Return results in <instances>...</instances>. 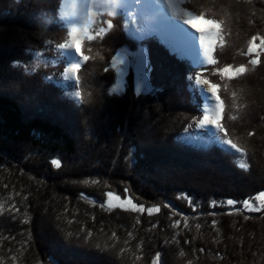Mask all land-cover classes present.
<instances>
[{
	"label": "trees",
	"instance_id": "1",
	"mask_svg": "<svg viewBox=\"0 0 264 264\" xmlns=\"http://www.w3.org/2000/svg\"><path fill=\"white\" fill-rule=\"evenodd\" d=\"M216 3L211 12L225 21L220 26L224 44L218 43L213 53L217 65L191 63L170 50L159 33L134 41L129 35L134 28L125 30L120 20L102 39L85 40L84 54L96 58L82 63V98L77 100L74 81L60 76L65 58L53 46L67 38L62 31L65 22L45 24L41 18L58 8V0H0L3 264H12V256L16 264H89V260L90 264H151L156 253L159 264H264V208L248 212L242 204L264 191V53L255 68L247 64L248 56L240 54L247 51L252 35H264V0L227 9L219 5L229 0ZM202 5L206 10L210 7L207 0H194L196 11ZM138 46L146 49L149 90L136 91L130 68L125 89L111 92L116 80L112 57L122 47L133 51ZM241 63L248 71L229 82L212 73L214 67ZM198 72L213 83L227 85L219 91L226 105L222 123L246 149L244 156L213 144L210 129L190 126L192 117L201 114L197 110L201 99L190 89L188 76ZM228 114L236 119H228ZM249 131L253 136L247 135ZM52 159L60 161L59 168ZM245 163L247 170L240 167ZM107 191L146 208L159 206L160 212L149 216L146 211L102 208ZM181 194L192 200L195 212L186 200L177 199ZM228 199L237 203L222 204ZM212 201L215 207L210 206ZM12 203L16 211L10 209ZM165 203L171 212L163 207ZM178 219L181 226L170 227ZM88 231L92 236L86 239ZM113 231L115 246L110 239ZM120 248L126 251L121 253Z\"/></svg>",
	"mask_w": 264,
	"mask_h": 264
},
{
	"label": "snow or ice",
	"instance_id": "2",
	"mask_svg": "<svg viewBox=\"0 0 264 264\" xmlns=\"http://www.w3.org/2000/svg\"><path fill=\"white\" fill-rule=\"evenodd\" d=\"M210 7L205 9L202 5L199 11H196L193 7L194 0H155V3L142 2V0H135V5L137 6L134 10H130L132 5L128 3V0H58V8L52 14H45L42 16V20L45 24L49 22H57V20L66 21V24L62 27V31L66 32L67 38L62 40V42L54 43V48L58 52L59 56L65 58V63L60 76L65 81H74L75 91L74 96L77 100H81L82 93L80 89V77L79 72L82 67L83 62H87L90 59H95L96 57H90L84 54L82 48L85 40L94 41L97 38H103L107 33L114 29L116 25L120 23V20L124 21L125 30L129 26L134 28L133 32H129L130 37L134 41H142L148 36L153 35L161 26L166 27L169 30L170 35L165 40L168 44L170 50L176 52L177 54L189 55L192 57L193 61L198 65L203 66L204 64L217 65V60L213 58V53L217 44H224V35L222 34L221 25L224 24L223 18H218L214 16L211 12V8L217 7L216 0H207ZM252 0H229L227 4H221L219 7L222 9H227L231 5H241V4H251ZM67 8L68 11H62ZM254 15V13H253ZM119 17L117 20L112 18ZM207 19L210 24L216 25L217 27L209 29H200L193 24L195 19ZM180 23H177V22ZM182 25H186L188 29L193 31H188ZM199 41V50L196 48V41ZM258 41V43H257ZM48 44L52 45L51 40L47 41ZM91 49H89L90 51ZM260 53H264V35L256 34L252 35L251 39L247 44V51H241V55L248 56L247 64L255 68L260 63ZM200 57L203 59L201 60ZM103 59V57H100ZM117 63H123L122 60H118V57H112L111 67L116 68ZM34 71L35 68L33 67ZM109 69L106 67L104 71L107 72ZM248 68L245 64L241 63L237 66L232 64H226L223 67H214L212 73L214 75H219L221 80H233L238 77H242ZM188 81L190 82V89L196 93L199 92L203 97L205 103L203 108L198 107V111L201 112L199 116L192 117V123L190 126H194L200 129H210L211 135L210 140L213 144L219 146V148L225 152L240 154L244 156L246 154V149L238 144L233 138L230 137L229 132L226 130L222 119L226 114V105L224 100H222L219 95L221 87L227 88L226 84L213 83L203 76L202 73H196L195 76H188ZM206 86V88L204 87ZM207 93V95H205ZM235 97V93L232 94ZM208 101H211L209 103ZM235 106V102H234ZM243 107V105H240ZM230 120H235L236 117L228 114L227 116ZM264 119V118H262ZM253 132L249 131L247 135L249 137L253 136ZM51 164L55 167H60V161L58 159H52ZM242 169L247 170L248 164H241ZM87 183V181H85ZM92 183H97L93 180ZM126 191V190H125ZM19 195V193H17ZM107 197L106 201L100 202V206L103 208L105 204L108 208H122L125 210H130L133 213L143 214L145 211L149 216L153 213H159V206L145 207L143 204L134 203L127 196L124 197L121 203H113V201H121V196L114 194L111 191L105 192ZM177 199H184L188 202L189 206L193 207V212H195V207L192 204V200L181 194ZM237 202L233 199H228L222 202V204H227L228 206H234ZM244 209L248 212H260L264 208V191L258 192L255 197L250 199H245L242 201ZM210 206L215 207L216 202L212 201ZM2 207V205H0ZM164 208L169 209L171 212V207L169 204L165 203ZM12 211H16V205H10ZM174 215L179 216L180 213L175 212ZM208 215H215L214 213H208ZM245 220L249 219L248 216L244 217ZM71 222V221H70ZM140 221L137 220L136 224ZM182 220H174L171 222L170 227L179 228L181 226ZM212 227L215 228L216 221L211 222ZM183 226L188 227L186 220H183ZM152 228L156 227V224H152ZM196 227L199 229L200 225L197 224ZM81 231H84L81 228ZM129 239L133 237V232L129 231L127 233ZM92 236V232L88 231L86 239ZM110 239L113 241L115 246L117 242L116 232L111 233ZM175 239V237H173ZM167 242V241H166ZM125 244L129 243V240L124 241ZM184 243H188L187 240ZM99 246V245H97ZM136 250L140 251V245L137 244ZM126 249L120 248V252H125ZM203 251V249H201ZM181 256L184 255L183 252L180 253ZM160 253L151 259V264H159ZM12 264H16V257H10ZM141 257L136 256V260H140ZM0 264L3 261L0 260ZM37 264H40L38 261ZM191 264V261H189Z\"/></svg>",
	"mask_w": 264,
	"mask_h": 264
},
{
	"label": "rangeland",
	"instance_id": "3",
	"mask_svg": "<svg viewBox=\"0 0 264 264\" xmlns=\"http://www.w3.org/2000/svg\"><path fill=\"white\" fill-rule=\"evenodd\" d=\"M129 1H130V5H132V8L130 10H134L137 7L135 5V0H129ZM142 2H145V0H142ZM146 2L155 3V0H146ZM67 11H68V9L64 8V12H67ZM177 23H180V22L178 21ZM193 24L197 28H200V29H209V28L216 27V25L210 24L208 22V20H205V19H195V20H193ZM182 27H184L185 29H187L190 32L193 31L192 29H188L186 25H182ZM157 32H161V33L167 32V34L163 33L164 35H166L167 38L170 35L169 30L164 26H161V28H159L157 30ZM196 48L198 51L199 50L198 39L196 41ZM114 57H118V60H122L123 63H117V67L115 68L116 80L113 83L112 87L110 88L111 92L121 93L125 89L124 86H125L126 78L128 76V72H129L130 68L132 69L133 74H134V83H135L136 91H144V90L148 91L149 90V86H148V82H147V56H146V49L144 46H138V49H134L133 51L129 50L126 47H122L119 49V51L116 53V55ZM200 73H202V72H200ZM229 81L230 80H227V82H229ZM204 87L206 88V86H204ZM205 95H207V93H205ZM208 102L211 103V101H208ZM204 103H205V101H204ZM123 199H124V197H121V201H113V203H117V204L121 203L123 201ZM106 200H107V198H106ZM104 208L109 209V210H113V209H116L119 207L110 209L105 204ZM88 262H89V264L93 263L92 260H89Z\"/></svg>",
	"mask_w": 264,
	"mask_h": 264
},
{
	"label": "bare ground",
	"instance_id": "4",
	"mask_svg": "<svg viewBox=\"0 0 264 264\" xmlns=\"http://www.w3.org/2000/svg\"><path fill=\"white\" fill-rule=\"evenodd\" d=\"M32 1V0H31ZM36 1V0H35ZM38 4L40 3L39 1L37 2ZM40 6H42L41 5V3L39 4ZM39 5H38V7H39ZM36 9V8H35ZM34 10V9H33ZM38 10V9H37ZM31 14H33V13H31ZM250 37V36H249ZM248 37V38H249ZM36 45V44H35ZM246 47V46H245ZM243 50V49H242ZM42 51V50H41ZM154 55V54H153ZM191 57V56H190ZM150 63V62H149ZM153 63V62H152ZM15 69V68H14ZM15 71V70H14ZM245 77V76H244ZM243 77V78H244ZM241 78H239V80H240ZM33 80V79H32ZM42 86V85H41ZM42 90V89H41ZM118 94V93H117ZM135 103V102H134ZM71 108V107H70ZM89 111V110H88ZM77 114V113H76ZM136 115V114H135ZM81 127V126H80ZM85 128V127H84ZM152 128V127H151ZM166 129V128H165ZM85 130V129H84ZM154 130V129H153ZM149 131V130H148ZM162 131V130H161ZM154 134V133H153ZM149 136V135H148ZM83 139V138H82ZM81 144V143H80ZM79 144V145H80ZM81 146V145H80ZM90 146V145H89ZM86 148V147H85ZM91 149V148H90ZM79 152V151H78ZM88 152V151H87ZM25 155V154H24ZM79 156V155H78ZM25 158V157H24ZM69 158V157H68ZM127 158V157H126ZM12 160V159H11ZM68 160V159H67ZM127 161V160H126ZM70 162V161H69ZM122 162V161H121ZM77 163V162H76ZM123 165V164H122ZM125 166V165H124ZM107 168V167H106ZM118 171V170H117ZM123 171H124V169H123ZM108 173V172H107ZM117 173V172H116ZM58 177V176H57ZM102 179V178H101ZM113 179V178H112ZM58 180V179H57ZM64 180V179H63ZM66 180V179H65ZM51 181V180H50ZM57 182V181H56ZM65 182V181H64ZM118 183V182H117ZM82 184V183H81ZM69 185V184H68ZM83 185V184H82ZM104 185V184H103ZM110 185V184H109ZM54 186V185H53ZM116 186V185H115ZM62 187V186H61ZM91 187V186H90ZM94 187V186H93ZM114 187V186H113ZM53 188V187H52ZM76 188V187H75ZM105 188V187H104ZM107 188V187H106ZM117 188V187H116ZM39 189V188H38ZM44 189V188H43ZM58 189V188H57ZM103 189V188H102ZM12 190V189H11ZM50 190H52L51 188H50ZM86 190H88L87 188H86ZM92 190V189H91ZM34 191V190H33ZM32 191V192H33ZM47 191V190H46ZM96 191V190H95ZM60 192V191H59ZM65 192V191H64ZM94 192V191H93ZM29 194V193H28ZM66 194V193H65ZM89 194V193H88ZM92 195H93V193H91ZM118 194V193H117ZM42 195V194H41ZM40 195V196H41ZM45 195V194H44ZM101 195V194H100ZM104 195V194H103ZM50 197H51V195H49ZM53 197V196H52ZM59 197V196H58ZM130 197V196H129ZM35 198V197H34ZM51 199H53V198H51ZM16 200V199H15ZM31 200V199H30ZM54 200V199H53ZM14 201V200H13ZM26 201V200H25ZM32 201H34V199L32 200ZM40 202V201H39ZM41 202H43V201H41ZM31 203V202H30ZM52 203V202H51ZM13 204V203H12ZM39 205H41L40 203H38ZM44 204V203H43ZM45 205H47V204H45ZM68 205V204H67ZM35 206V205H34ZM40 207V206H39ZM41 207H43V206H41ZM45 207V206H44ZM43 207V208H44ZM88 207V206H87ZM38 208V207H37ZM49 208H50V206H49ZM86 208V207H85ZM241 208V207H240ZM21 209V208H20ZM36 211V210H35ZM29 213V212H28ZM39 213V212H38ZM41 213V212H40ZM124 214V213H123ZM120 215V214H119ZM21 216V215H20ZM23 217V216H22ZM80 218V217H79ZM28 219V218H27ZM131 219H133V218H131ZM130 219V220H131ZM109 220V219H108ZM48 221V220H47ZM82 221V220H81ZM118 221V220H117ZM131 222V221H130ZM20 223V222H19ZM132 223V222H131ZM13 224V223H12ZM34 224V223H33ZM105 224H106V222H105ZM27 225V224H26ZM29 225V224H28ZM15 226V225H14ZM34 226V225H33ZM112 226V225H111ZM31 227V226H30ZM129 227V226H128ZM14 228V227H13ZM123 228V227H122ZM230 228V227H229ZM1 229V228H0ZM37 229V228H36ZM40 229V228H39ZM13 230V229H12ZM31 230V229H30ZM112 230V229H111ZM11 232H13V231H11ZM21 232V231H20ZM8 233V232H7ZM22 233V232H21ZM141 233V232H140ZM143 233V232H142ZM3 234H4V232H3ZM15 235H16V233H15ZM23 235V234H22ZM42 235V234H41ZM139 235V234H138ZM19 236V235H18ZM155 236V235H154ZM21 237H23V236H21ZM150 237V236H149ZM156 237V236H155ZM158 237V236H157ZM199 237V236H198ZM45 238V237H44ZM139 238V237H138ZM15 239V238H14ZM22 239V238H21ZM146 239V238H145ZM148 239V238H147ZM201 239V238H200ZM29 240H31V239H29ZM42 240V239H41ZM152 240V239H151ZM179 240H181V239H179ZM3 241V240H2ZM28 241V240H27ZM39 241V240H38ZM156 242V241H155ZM184 242V241H183ZM46 243H47V241H46ZM194 243V242H193ZM2 244V243H1ZM24 244V243H23ZM26 244V243H25ZM40 245V244H39ZM24 246V245H23ZM181 247V246H180ZM184 247H185V245H184ZM189 247V246H188ZM36 248V247H35ZM72 248V247H71ZM78 251V250H77ZM27 252V251H26ZM91 252V251H90ZM145 252V251H144ZM15 253V252H14ZM88 253V252H87ZM149 253V252H148ZM177 254V253H176ZM45 256V255H44ZM148 256V255H147ZM3 257V256H2ZM145 257V256H144ZM26 259V258H25ZM71 260V259H70ZM162 261V260H161ZM3 262H5V261H3ZM67 262H68V260H67ZM80 262V261H79ZM181 262V261H180ZM123 263V262H122ZM121 263V264H122ZM29 264V263H28Z\"/></svg>",
	"mask_w": 264,
	"mask_h": 264
}]
</instances>
